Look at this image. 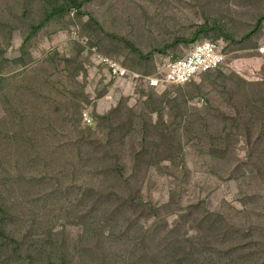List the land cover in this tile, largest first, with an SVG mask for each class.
<instances>
[{
	"label": "rangeland",
	"instance_id": "obj_1",
	"mask_svg": "<svg viewBox=\"0 0 264 264\" xmlns=\"http://www.w3.org/2000/svg\"><path fill=\"white\" fill-rule=\"evenodd\" d=\"M54 3L0 0V264H264V0H93L26 43ZM205 23L225 64L183 85L106 62Z\"/></svg>",
	"mask_w": 264,
	"mask_h": 264
},
{
	"label": "built area",
	"instance_id": "obj_2",
	"mask_svg": "<svg viewBox=\"0 0 264 264\" xmlns=\"http://www.w3.org/2000/svg\"><path fill=\"white\" fill-rule=\"evenodd\" d=\"M224 54V47L219 41H197L183 56L174 54L156 56L155 74L152 76L131 74L113 66L107 60L106 62L109 63L114 75L120 78L129 76L136 85L157 89L164 84L183 85L196 76L221 69L225 64Z\"/></svg>",
	"mask_w": 264,
	"mask_h": 264
},
{
	"label": "trees",
	"instance_id": "obj_3",
	"mask_svg": "<svg viewBox=\"0 0 264 264\" xmlns=\"http://www.w3.org/2000/svg\"><path fill=\"white\" fill-rule=\"evenodd\" d=\"M92 1L93 0H64V3H54V4L49 5L43 11V14H42L40 20H38L35 24H32L30 26V31H29L28 36L25 39V42L26 43L29 42L34 36H36L38 34V32L40 30H42L54 18H56V17H58V16H60L62 14H65L67 12H71V10H76L78 12V15H87L89 18H91V15L89 13L83 12L82 8L86 4H89ZM262 19H263L262 17L257 19V22L255 23L253 29L247 34L246 38L250 37L251 35H253L255 32H257L260 29V26L262 24ZM209 32H218L219 35L221 37H224V38H229L230 37V35H228L227 32H224L219 25L205 23V24H202V25H198L196 31L193 33V35L191 37H189V38H185V37L176 38L175 39L176 41L174 42V45H176L179 42H183V43H187V44L195 43L196 41H198V38H199L200 34H207ZM243 39H245V37H243ZM121 40H124V39L121 38ZM125 42H126V44H127V46L129 48H132V45H131L130 42H127V41H125ZM136 52L139 53V51H136ZM159 52L163 53L164 51L163 50H159ZM151 55H152V53H150V55H147L145 58H143V57L142 58L144 60H148L151 57ZM3 220H4V218L0 217V234L1 235L6 233L2 229ZM10 241L14 245V247L20 245L19 241L16 240V238L14 236L10 237ZM57 256H58V259H53L52 257H50L46 261V264H65V256L63 255L62 249L57 251ZM229 261H233V260L230 258Z\"/></svg>",
	"mask_w": 264,
	"mask_h": 264
},
{
	"label": "clouds",
	"instance_id": "obj_4",
	"mask_svg": "<svg viewBox=\"0 0 264 264\" xmlns=\"http://www.w3.org/2000/svg\"><path fill=\"white\" fill-rule=\"evenodd\" d=\"M198 41H203V40H198ZM206 41H207V40H206ZM196 42H197V41H196ZM196 42H195V43H196ZM192 44H194V43H192ZM192 44H190V45H192ZM158 56H160V55H158ZM209 73H210V72H209ZM206 74H207V73H206Z\"/></svg>",
	"mask_w": 264,
	"mask_h": 264
}]
</instances>
